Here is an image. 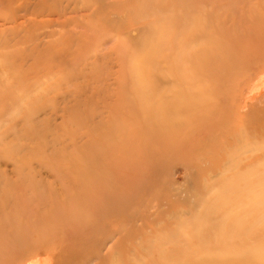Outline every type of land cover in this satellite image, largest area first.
<instances>
[{"label":"rangeland","instance_id":"obj_1","mask_svg":"<svg viewBox=\"0 0 264 264\" xmlns=\"http://www.w3.org/2000/svg\"><path fill=\"white\" fill-rule=\"evenodd\" d=\"M0 1V15H7L0 16V31L6 28L0 32V218L26 217L34 208L65 197L67 184L77 191L75 184L104 170L111 174L96 182L113 184L115 195L103 194L87 209L91 228L82 238L90 249V242L103 243L101 264L109 263L107 249L115 240L117 264H264V92L254 105L238 108L240 97L264 72V0H62L68 5L63 12L59 0H32L35 7L31 0ZM23 17L26 21L20 23ZM5 24L15 32L21 28L13 33ZM32 25L39 26L37 31ZM170 26L176 37L184 39L186 32L200 43L190 44L187 35L179 44L181 39L166 29ZM51 35H60L62 42ZM149 41L154 49L147 48ZM184 41L192 48L186 49ZM178 45L186 51L176 52ZM173 51L182 55L177 58L181 66L170 59ZM189 51L199 55L193 57L196 65L185 60ZM149 55L158 57L156 65L170 55L163 59L170 65L157 69L161 66L156 68L157 60L153 63ZM182 59L188 73H180L186 65ZM201 63L206 64L203 69ZM176 69L184 86L185 72L187 80L193 75L200 80L192 93L179 81V94L203 91V97L209 95L220 107L211 118L208 111L207 128L193 138L186 134L191 126H185L180 150L174 147L180 143H171L172 150L160 137L163 109L156 106L163 111L158 115L153 105L149 108L159 96L156 91L161 87L158 94L163 95L170 87L168 73L178 84ZM148 87L152 91L147 93ZM147 98L155 100L148 103ZM150 111L157 112L154 119L151 113L147 116ZM148 118L156 125L149 126ZM241 125L243 133L238 129L229 139L228 133ZM228 141L231 149L221 152ZM226 161L229 165L223 168ZM88 246L81 245L82 253H90Z\"/></svg>","mask_w":264,"mask_h":264},{"label":"bare ground","instance_id":"obj_2","mask_svg":"<svg viewBox=\"0 0 264 264\" xmlns=\"http://www.w3.org/2000/svg\"><path fill=\"white\" fill-rule=\"evenodd\" d=\"M18 1V0H17ZM28 1V0H27ZM32 1V0H31ZM41 1V0H40ZM4 2V1H3ZM2 2V3H3ZM26 2V1H25ZM30 2V1H29ZM53 2V1H52ZM57 2V1H56ZM55 2V3H56ZM0 3H1V1H0ZM15 3H16V1H15ZM18 3V2H17ZM22 3V2H21ZM32 3V4H31ZM30 4V6H33L34 4H33V1L31 2ZM44 3L47 5V3L44 1ZM50 3V2H49ZM9 3H7V4H4V5H8ZM23 4H25V3H23ZM39 4V3H38ZM40 4H41V2H40ZM51 4V7H52V3H50ZM18 5H19V3H18ZM17 5V6H18ZM27 4H25V7L27 8V6H26ZM59 5L61 6L60 7V9L62 10V12L67 8V2H62V0H59ZM70 5V4H69ZM72 5H74V4H72ZM72 5H71V7H72ZM1 6V5H0ZM12 5H11V3L9 4V7H11ZM35 6H37V5H34V7ZM40 6V5H39ZM38 6V7H39ZM53 6H54V4H53ZM6 7V6H5ZM14 7H16V6H14ZM21 7H23L22 5H21ZM3 8V7H2ZM7 9L6 10H8V7H6ZM12 8V7H11ZM10 8V9H11ZM20 8V7H19ZM33 8V7H32ZM43 8V6L41 7V9ZM1 9V8H0ZM15 9V8H14ZM16 9H18V7L16 8ZM23 9H24V7H23ZM30 9V8H29ZM29 9H27L28 10V12H29ZM36 9H37V7H36ZM54 9V8H53ZM4 11L3 12H5L6 10H5V8L3 9ZM21 10H22V8H21ZM26 10V9H25ZM25 10H22V11H24V13H25ZM33 10H34V8H33ZM32 10V11H33ZM38 11H39V9H37ZM45 10V9H44ZM46 10H48L47 9V7H46ZM66 10H68V8L66 9ZM11 12V10H8V12ZM18 11H20V10H18ZM30 11H31V9H30ZM31 11V12H32ZM83 11V10H82ZM9 12V13H10ZM14 13H16V11H13ZM34 13L35 12H37V11H33ZM32 12V13H33ZM71 12V11H70ZM86 12V11H85ZM2 13V12H1ZM23 13V14H24ZM44 13V12H43ZM60 13V12H59ZM5 14V15H4ZM11 14H12V12H11ZM18 14V13H17ZM20 14H22V12L20 13ZM61 14V13H60ZM68 14V13H67ZM76 14V13H75ZM7 16L6 15V13H3V14H1L0 16ZM9 16L8 17H10V14H8ZM16 15V14H15ZM49 15V14H48ZM66 15V14H65ZM186 15V14H185ZM24 16V15H23ZM27 17L28 16H30V15H26ZM32 16V15H31ZM69 16V15H68ZM74 16V15H73ZM86 16V15H85ZM187 16H188V14H187ZM25 17V16H24ZM24 17L22 18V20L20 21V23L24 20ZM40 17V16H39ZM38 17V18H39ZM44 17H46V16H44ZM43 17V19H46V18H44ZM78 17V16H77ZM77 17H75V18H77ZM13 20H15L16 18H15V16L14 17H11ZM15 18V19H14ZM29 18H31V17H29ZM36 18V17H35ZM42 18V17H41ZM73 18V17H72ZM81 19H82V17H80ZM21 19V18H20ZM19 19V20H20ZM54 19H56V18H54ZM62 18H60L59 20H61ZM66 19V18H65ZM64 19V20H65ZM78 19H79V17H78ZM80 19V20H81ZM85 19V18H84ZM185 19V18H184ZM18 20V21H19ZM32 21H33V19H31ZM29 21V22H31L32 23V21ZM36 20V19H35ZM39 20H42V19H39ZM39 20H37V21H39ZM56 20H58V19H56ZM63 20V21H64ZM67 20V19H66ZM65 20V21H66ZM3 21H5V20H3ZM3 21H2V23H3ZM7 21V20H6ZM17 21V22H18ZM24 21H26V20H24ZM27 21H28V19H27ZM16 22V23H17ZM36 22V21H35ZM58 22V21H57ZM80 22H82V21H80ZM15 23V22H14ZM19 23V24H20ZM30 23V24H31ZM41 23V22H40ZM44 23V22H43ZM42 23V24H43ZM50 23V22H49ZM51 23L53 24L54 22H52L51 21ZM50 23V24H51ZM62 23V22H61ZM24 24H26L25 22H23V25ZM32 24H34V23H32ZM48 24V23H47ZM50 24H48V25H50ZM51 24V25H52ZM60 24V23H59ZM82 24H83V22H82ZM6 25V24H5ZM8 25H10V24H7L6 26H8ZM36 25V24H35ZM11 27H12V25H10ZM34 25H32V28H35V27H33ZM38 26V25H37ZM62 26V25H61ZM0 27H2V26H0ZM15 27V26H14ZM39 27V26H38ZM38 27H36L37 29H38ZM40 27H42V26H40ZM47 28H45L44 30H45V33H46V31L47 30H50L49 28L50 27H52V26H46ZM65 27V26H64ZM171 27L172 26H170V27H166V29L168 28V30L169 29H171ZM5 28V27H4ZM4 28H3V30H4ZM13 28V27H12ZM19 28H21V26L19 27ZM19 28H18V30H19ZM22 28H24V31H27L28 30V28L25 30V27H22ZM34 29V30H36L37 31V29ZM43 28H44V26H43ZM56 28H58V26L56 27ZM66 28H67V26H66ZM70 28H72V27H70ZM6 29V28H5ZM11 29V28H10ZM47 29V30H46ZM60 29V27L58 28V30ZM2 30V29H1ZM2 30V31H3ZM15 30H17V29H15ZM17 30V31H18ZM22 29H20V31H21ZM41 30H43L42 28H41ZM71 30V29H70ZM2 31H0V32H2ZM13 31H14V28H13ZM13 31H11V33L13 32ZM16 31V32H17ZM64 31V30H63ZM167 31V30H166ZM169 31H171V30H169ZM177 31L178 32H176V33H180L179 32V30L177 29ZM15 31L13 32V33H16ZM22 32V31H21ZM20 32V33H21ZM28 32V31H27ZM33 32V31H32ZM62 32V31H61ZM72 32V31H71ZM148 32H149V30H148ZM168 32V31H167ZM172 32V31H171ZM170 32V33H171ZM7 33V32H6ZM13 33H12V35H13ZM57 33H58V31H57ZM56 33V34H57ZM60 33V32H59ZM68 33V32H67ZM79 33V32H78ZM170 33H165L166 34V37H168V39H169V36L167 35V34H170ZM185 34H186V36L184 37L183 36V38L185 39L186 37H187V35H188V41L190 42V44H194L195 45V42H199L200 43V40L201 39H197V38H194V37H192V39H190L191 37L190 36H192L191 34H187L186 32H184ZM183 32H182V34L183 35H185ZM26 34V33H25ZM34 34H36V32H34ZM33 34V35H34ZM50 33H48V35H49ZM52 34V33H51ZM66 34V33H65ZM72 34V33H71ZM81 34V33H80ZM171 34H174L173 36H177V34H175L174 32H172ZM3 35H5V33L3 32V34H2V36ZM9 35V34H8ZM18 35H19V33H18ZM27 35H29V34H27ZM26 35V36H27ZM61 35H64V34H62L61 33ZM82 35V34H81ZM190 35V36H189ZM44 36H46V34H44L43 35V37H42V35H41V37L42 38H44L43 40L45 41H47V42H49L48 41V39H46V37H44ZM52 36V35H51ZM59 37H61L60 35H58ZM173 36H170V40L172 41V38H173ZM175 36V37H176ZM5 37H7V36H5ZM23 37V36H22ZM39 37H40V35H39ZM57 39L59 38V37H57V36H55ZM54 36H52L51 38L50 37H48V38H50V39H53V38H55ZM79 37V36H78ZM81 37V36H80ZM79 37V38H80ZM151 37V36H150ZM149 37V35H148V38L151 40V41H153V39L152 38H150ZM14 38V37H13ZM20 37H18V39H19ZM24 38V37H23ZM26 38V37H25ZM29 38V40L32 38H34V36L33 37H28ZM35 38H36V36H35ZM42 38H41V40H42ZM62 38V37H61ZM61 38H59L58 39V41H60V39ZM68 38H70V36L68 37L67 36V39ZM180 38V37H179ZM179 38L178 37H176V39L177 40H179ZM199 38V37H198ZM201 38V37H200ZM21 39V38H20ZM37 40H38V38H36ZM35 39V41H37ZM40 39V38H39ZM49 39V40H50ZM57 39H55V40H57ZM66 41H67V39H66V36H65V38H64ZM78 39V38H77ZM168 39H166V41L168 40ZM175 41V45H176V39L175 38H173ZM181 40H179L178 41V43L179 44H181V42L184 40V39H182V38H180ZM14 40V39H13ZM22 40H26V39H22ZM28 40V41H29ZM55 40H53V41H50V42H54ZM64 40V43L66 42ZM169 40V41H170ZM202 40H203V37H202ZM205 40V39H204ZM203 40V41H204ZM39 41V40H38ZM74 41V40H73ZM151 41H149L150 42V44H149V42H148V49L149 48H153V47H150L151 45H152V43H151ZM158 41L160 42V40L158 39ZM166 41H165V43H166ZM168 41V42H169ZM170 41V42H171ZM187 41V40H186ZM57 41H55L54 43H56ZM62 42V40L60 41V43ZM68 42H71V40H69ZM147 42V41H146ZM173 42V43H174ZM172 43V44H173ZM177 43V44H178ZM184 44L183 45H185L186 44V42L184 41L183 42ZM205 43V42H204ZM201 44H203V43H201ZM206 44L208 45V43H207V41H206ZM205 44V45H206ZM209 44H210V42H209ZM212 44V43H211ZM224 44H226V43H224ZM163 45V44H162ZM166 45H168V46H170L169 44H165V46ZM183 45H181V47L183 46ZM187 45V44H186ZM186 45H185V48L187 49L188 47H186ZM173 45H171L169 48H173L172 47ZM179 46V48H180V45H178ZM177 46V47H178ZM190 46V45H189ZM156 47V46H155ZM154 47V48H155ZM176 47V46H175ZM184 47V46H183ZM153 48V49H154ZM179 48H176V52H180L181 51V53H183V52H185L186 51V49H185V51H184V49H183V51L181 50V48L179 49ZM190 48H192V47H190ZM190 48H188V49H190ZM147 49V50H148ZM152 49V50H153ZM175 48H173V50H174ZM179 49V50H178ZM157 50H161V49H159V48H157ZM162 50H163V48H162ZM168 49H166V51H167ZM165 51V50H164ZM165 51V52H166ZM194 51V50H193ZM163 52V51H162ZM169 52H170V50H169ZM174 52V51H173ZM176 52H174L175 54H176ZM178 52V53H179ZM173 53V54H174ZM192 53V52H191ZM195 53V52H194ZM193 53V54H194ZM180 54V53H179ZM179 54H176L175 56H173V57H176V58H172V56H170V55H165V58L163 57L162 58V63L160 62V64L159 65H156L157 64V62H158V60L157 59H155V58H158L157 56L154 58L153 56H155V55H153L152 57H153V59H152V57H150V55H149V57L152 59V62H153V60L155 59V61H156V63H155V61L153 62V63H155V65H156V68L157 67H159V66H161V64H165V65H168L169 64V61L167 60V62H168V64L166 63V61H165V63H163V59H166V57H168V56H170V59H174L173 61H177V62H174L175 64H177V66H181V63H179V62H181V61H179L177 58H179L178 57V55ZM186 54H188V52L186 53ZM185 53L183 54V55H186ZM192 54V56H190V51H189V55H187V56H189L188 58L186 57V59L185 60H187V62H190V61H192V59H193V57L195 56V55H193ZM179 56H182V55H179ZM196 58H199V55H197V56H195ZM204 57H206V56H204ZM149 58V59H150ZM160 58V57H159ZM169 58V57H168ZM208 58V57H207ZM169 59V60H170ZM177 59V60H176ZM209 59V58H208ZM208 59H204V61H209ZM181 60V59H180ZM199 60V59H198ZM151 60H149V62H150ZM160 61H161V59H160ZM173 61H171L170 60V63L172 62V66H174V63H173ZM179 61V62H178ZM182 61H184L183 59H182ZM193 61H194V64H195V59H193ZM192 61V62H193ZM200 61H202V60H200ZM187 62L186 61H184V64H186V65H182L183 66V68L181 69V67H179L180 69H181V72L180 73H183L184 71H187L186 69L185 70H183L184 69V67L185 66H187ZM191 62V63H192ZM196 62H199V61H197V59H196ZM203 62V61H202ZM210 62V61H209ZM151 63V62H150ZM183 63V62H182ZM152 64V63H151ZM198 64V63H197ZM201 64H203V63H201ZM207 64H209V63H207ZM170 65V64H169ZM189 65V64H188ZM196 65V64H195ZM206 66V64H203L202 65V69L204 68L203 66ZM176 66V65H175ZM174 66V67H175ZM190 66H192V65H190ZM164 66H161V68L159 67V68H157V69H161L162 70V68H163ZM168 66H166V68H167ZM171 67V66H170ZM196 67V66H195ZM194 67V68H195ZM154 68V67H153ZM186 68V67H185ZM174 69V68H173ZM193 69V68H192ZM191 69V70H192ZM151 70V69H150ZM160 70V71H161ZM170 71V69H167V71ZM175 70V69H174ZM189 70V69H188ZM152 71V70H151ZM165 71H166V69H165ZM164 71V72H165ZM176 71H177V69H176ZM195 71V70H194ZM152 72H154V71H152ZM152 72H150V73H152ZM172 72H174L173 70H172ZM189 71H187V73H188ZM149 73V74H150ZM162 72H160V74H161ZM168 72H166V74H167ZM171 73V72H170ZM176 75H179L180 73H179V71H177V72H174ZM173 73V74H174ZM186 72L184 73V79L187 81V82H185L184 81V83H185V85L187 86H184L183 85V79L181 80V78H183V77H180V75H179V78H177V79H175V80H178V84L177 85H175L174 83H173V78L172 77H170V74L168 73L167 74V77L165 78L166 80V82L169 84L168 85V87L169 88H167V89H163L164 91H165V93H163V95H161V94H158V91H159V89H161V87L156 91V93H157V95L155 94V93H153V97H154V94L156 95V96H158L157 98H158V100H157V98H156V100H155V98L154 99H148V103H150L149 102V100H151V102L153 101V100H155V101H153L152 103H150L149 105V108L151 107V105H153V107L155 108V110H157L158 109V107H160V109H163V111L161 110V111H159V112H163L162 114H161V118H162V122H164V126L163 127H165L164 128V130H163V132L164 133H161L162 134V136H160L161 138H163L162 140L164 141L165 139V147H166V145L167 146H169V147H173L176 143H180V145L178 144V145H176V146H174V147H177L178 149L179 148H181V146H182V141H183V136L185 135V133L183 132L184 131V128H185V126H187V125H190L191 126V128H189L187 131H188V133H186L187 135H189V136H187V137H191V138H193L194 137V133H197L198 132V130H200L203 126H206V124H205V121H206V118H207V116L209 115V110H211L212 111V113H210V118L212 117V115H213V111H215L216 109H220V107L218 108V107H216V105H215V103H216V101L215 102H213L212 101V99H211V101L209 100V95H206V96H204L203 97V95H202V93H205V92H203L202 91V93L201 94H199V95H191L190 93H192V92H194V90L192 91V88H194L195 90H196V87L199 89V86H197V85H199V83H200V80H197L196 78H195V80H194V75H193V73L192 74H190L192 77H190L189 78V80L192 78V80L191 81H189V80H187V78H186V76L187 77H189V75L187 74ZM196 73V72H195ZM264 73V72H263ZM262 73V75H261V77L257 80L256 79V81L254 82V83H252V86H251V88L250 89H248V90H246V92L243 94V97L241 96L240 98H241V105H240V107H238L239 109H242V110H244L248 105H251V103L253 104L254 103V100H255V98L256 97H258L259 95H261L263 92H264V74ZM155 74V73H154ZM151 75V74H150ZM164 75V74H163ZM168 75H169V77L171 78V79H169L168 78ZM171 76H172V73H171ZM183 76V75H182ZM152 77H153V75H152ZM159 77H162V75L160 76L159 75ZM158 77V78H159ZM178 77V76H177ZM159 80V79H158ZM161 81V80H160ZM159 81V82H160ZM181 82V84L184 86V91L185 90H190L189 92L190 93H187V92H184L183 90V93H187V94H185V96H183V94H182V92L179 94V92L181 91V87H179V86H181L179 83ZM156 82V81H155ZM162 82V81H161ZM176 82V81H175ZM195 84V85H194ZM134 85V84H133ZM152 85V84H151ZM150 85V86H151ZM156 85V83H154V85L153 86H155ZM175 86H177V87H175ZM182 86V87H183ZM193 86H195V87H193ZM237 86H238V84H237ZM152 87V86H151ZM151 87H148L147 89L148 90H146L147 91V93H148V91L150 92V91H152V90H150V88ZM156 87H158V86H156ZM176 88V90H175V88ZM171 88H174V90L173 89H171ZM189 88V89H188ZM201 88V87H200ZM153 89H155V87L153 88ZM177 89H179L180 91H178ZM202 89H203V87H202ZM234 89V88H233ZM162 90V92H164ZM171 90H173V92H171ZM154 91V92H155ZM205 91V90H204ZM160 92H161V90H160ZM197 93H199L200 92V90L199 91H196ZM152 93H151V96H152ZM196 93V94H197ZM182 94V95H181ZM189 94L191 95V97L193 96V100H194V104L193 103H191L192 102V99H191V97L189 98L190 100H191V102L189 103V99L186 97V95H188L189 96ZM264 94V93H263ZM262 94V95H263ZM150 95V94H149ZM198 96V97H197ZM149 97V96H148ZM181 97H183V98H181ZM184 97H186L187 99H188V102H185L184 100H187L186 98H184ZM194 97L195 98H197L196 100L194 99ZM206 97V98H205ZM235 97H236V95H235ZM262 97V96H261ZM152 98V97H151ZM200 98V99H199ZM237 98V97H236ZM236 98H234V99H236ZM239 98V99H240ZM263 99H262V101L264 100V97H262ZM174 99H176L177 100V102H175L174 101ZM232 99H233V97H232ZM234 99H233V101H234ZM261 99V98H260ZM185 102V104H184V102ZM259 100V99H258ZM218 102V101H217ZM261 102V101H260ZM233 103V102H232ZM257 103V102H256ZM255 103V104H256ZM259 103V102H258ZM189 104H192V105H189ZM218 104H220V103H218ZM148 105V104H147ZM233 105V104H232ZM232 105H230L229 106V108H231L232 107ZM254 105V104H253ZM156 106H157V109H156ZM220 106V105H219ZM255 106H257V104L255 105ZM148 107V106H147ZM258 108L259 107H262V106H257ZM256 107V108H257ZM263 107H264V105H263ZM262 107V108H263ZM251 108H253L252 106H251ZM261 108V109H262ZM147 109V108H146ZM151 109V111H152V108H150ZM159 109V110H160ZM260 109V108H259ZM259 109H257V110H259ZM260 109V110H261ZM264 110V109H263ZM151 111L147 114V116L149 117V114L151 113ZM251 111V110H250ZM254 112H256L255 110H253ZM262 111V110H261ZM148 112V111H147ZM156 112V111H155ZM154 111L151 113L152 115H153V113H155ZM157 112H158V110H157ZM157 112L155 113L156 115H157ZM159 112H158V115H160L159 114ZM227 112V111H226ZM248 112H249V110H248ZM262 112H264V111H262ZM150 114V115H151ZM155 114L153 115L154 117H152V118H150V119H154L155 118ZM250 114V113H249ZM256 114V113H255ZM230 115V114H229ZM259 114L257 113L256 114V117L258 116ZM242 116H244V113L242 114ZM248 116V115H247ZM240 117V116H239ZM245 117V116H244ZM244 117H243V119L242 120H245L244 119ZM157 118V117H156ZM209 118V120H211ZM242 118V117H241ZM157 120H159V122H160V119H157ZM218 120V119H217ZM241 120V119H240ZM149 123H150V121H152V120H150L149 121V118H148V120H147ZM156 121V120H155ZM212 121V120H211ZM210 121V122H211ZM209 122V123H210ZM240 122H242V121H240ZM151 125H149V126H152L153 127V125H156L155 124V122L154 121H152L151 123H150ZM153 124V125H152ZM245 124V123H244ZM162 126V125H161ZM237 126H239V125H237ZM236 126V127H237ZM230 127V126H229ZM205 128H207V126L206 127H204V129ZM150 129H152V128H150ZM228 129H230V128H228ZM235 129V128H234ZM233 129V130H234ZM238 129H240V133H243V131L245 130V125L243 126V125H241L239 128H237V129H235V131L234 132H230V133H228L229 135H228V137L230 136L231 138H229V139H233V137H234V133L235 132H239V130ZM238 130V131H237ZM257 130V129H256ZM151 131V130H150ZM255 131V130H254ZM260 131V130H259ZM259 131H258V133H259ZM157 132H158V130H157ZM256 132V131H255ZM155 133H156V131L153 133H151V135L152 134H154V136H155ZM240 133H238V134H240ZM260 133H262V131L260 132ZM150 135V134H149ZM148 135V136H149ZM154 136H153V138H154ZM227 136V135H226ZM237 137V136H236ZM150 138H152V137H150ZM165 138V139H164ZM173 138V139H172ZM171 139H172V141H171ZM189 139V138H188ZM254 139V138H253ZM191 140V139H190ZM240 140H242V139H240ZM131 141V140H130ZM180 141V142H179ZM193 141V140H192ZM243 141V140H242ZM237 142V141H236ZM171 143H173L172 145L173 146H170L171 145ZM239 143V142H238ZM231 141L229 142H226V145H225V147H223L222 146V148H221V152L223 151H226L227 149H231ZM162 146V145H161ZM177 148H176V150H177ZM225 148H226V150H225ZM175 149V148H174ZM172 150H173V148H172ZM171 149H170V152L172 151ZM180 150V149H179ZM169 152V151H168ZM230 155V154H229ZM221 165L223 166V168L224 167H226L227 165H229V163H228V161H226V162H224V163H221ZM107 173H109V175L111 174L109 171H97V172H95L94 173V175H95V178L94 177H90V178H92V180L91 181H87V182H85L84 184H75L76 186H75V188H77V191H73V190H76V189H74L73 188V186L74 185H72L71 187H69V185L67 186H65V189L66 188H68V190H66V196L65 197H63V198H61V200L59 199V201H57V199H56V201H54V202H49V204H47V205H40V207H36V208H34L33 209V211H32V213L31 214H29V215H26V217H20V219H18V218H15V217H5V218H0V232H2L1 234H0V264H101V262H100V255H99V251L101 250L100 249V246L102 247V244L99 246L98 245V242L96 243H94L93 242V244H92V242H90L91 244V246L90 247H92V249H90L89 248V246H88V242L87 243H85L86 241H84V239H86L85 238V235H86V233H87V231H89L90 230V228H91V226H89V224H88V220H87V218L89 217V214H88V212H87V209L88 208H91V207H94L95 205V203L94 202H96L97 201V197L99 198L100 196H102L103 194H106V195H109L110 196V198H112V197H114V195H115V191L113 190V184H106V185H104V184H102L103 186H99L98 184L100 183L101 184V181H98V182H96V180H98V178L100 179V178H103V179H107L108 178V174ZM113 173L114 172H112V175H113ZM85 175V173L84 172H80V173H78V175ZM113 176H115V175H113ZM128 182V181H127ZM61 184L62 185H65V184H63L62 182H61ZM117 186V185H116ZM69 191V192H68ZM72 191V192H71ZM124 191V190H123ZM120 193V192H119ZM123 193V192H122ZM121 193V194H122ZM125 193V195H126V192H124ZM124 195V194H123ZM122 195V196H123ZM126 197V196H125ZM119 199V198H118ZM115 219V218H114ZM99 220V219H98ZM96 221V220H95ZM97 222V221H96ZM112 222V221H111ZM95 224H97V223H95ZM96 226V225H95ZM95 226H93V227H95ZM116 226V225H115ZM114 227V226H113ZM112 227V228H113ZM119 228V227H118ZM95 229V228H94ZM114 229V228H113ZM112 229V230H113ZM116 229H117V226H116ZM115 231V230H114ZM117 231V230H116ZM93 232V231H92ZM96 232H97V230H96ZM109 232H111V231H109ZM95 233V232H94ZM112 233H113V231H112ZM117 233L119 234V230L117 231ZM92 236H93V234H91ZM108 235H110L109 237H110V240L109 241H112V239H113V236H114V234H108ZM117 235V234H116ZM86 237H88V234L86 235ZM94 237V236H93ZM99 237H101V236H99ZM108 237V236H107ZM107 237H105V238H107ZM109 237H108V239H109ZM82 238H84L83 239V241H82ZM96 238V237H95ZM87 239H89V240H95L94 238H92L91 237V239L90 238H87ZM96 240H98L97 238H96ZM101 240V239H100ZM102 241V240H101ZM116 241V240H115ZM115 241H114V243L112 244V242H111V245H112V248L110 249H107V251H108V257H110V261H109V263L108 264H117V262H116V254H115V252L113 251V250H115V249H113L114 248V246H115ZM118 243H119V241H117ZM86 244H87V246H88V248H87V250L88 251H90V253L89 252H86V253H82V252H84V248H81V245L84 247V246H86ZM106 244V243H105ZM104 244V245H105ZM103 245V246H104ZM118 245V244H117ZM81 248V249H80ZM104 248V247H103ZM90 249V250H89ZM113 249V250H112ZM79 250H80V252H79ZM113 251V252H112ZM107 254V253H106ZM105 254V255H106ZM107 258V257H106ZM106 261V260H105Z\"/></svg>","mask_w":264,"mask_h":264}]
</instances>
